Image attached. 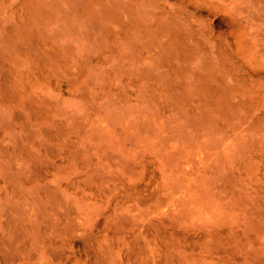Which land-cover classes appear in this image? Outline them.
Wrapping results in <instances>:
<instances>
[{
  "label": "bare ground",
  "instance_id": "6f19581e",
  "mask_svg": "<svg viewBox=\"0 0 264 264\" xmlns=\"http://www.w3.org/2000/svg\"><path fill=\"white\" fill-rule=\"evenodd\" d=\"M1 34L4 37L0 38L3 39L0 42L5 41L8 46H12L13 52L10 54L11 51L6 49L7 53H4L3 49L8 46L1 44L5 48L3 47L0 53V84L4 95L0 93V99L2 97L1 101L5 98L7 101L16 102V104L8 103L15 107L20 103L24 109L29 108V111L32 108L36 109L39 112V114L36 113L37 116H40V113L43 114L45 110L48 113L47 109H51L46 107L44 109L42 104L45 90H58L62 94L78 95L81 99L83 95H85L83 97H89L92 87L94 91L92 93H96L93 85L101 80L99 75L101 77L102 68L106 73L105 76L102 75V79L105 77V80L104 82L101 80L99 84L106 83V78L108 82L114 81L108 85V82L101 84L104 86L100 88L101 93L106 96L108 93L120 94L121 85H127L132 93L140 94L146 90L149 92L147 89L149 86L151 88L155 83L159 84V81H162L169 84L166 85L167 88L164 87L165 90L168 89L164 90V93L174 101L171 103L176 104L175 107H183L192 112L200 110L201 112L197 111L198 114H202V111L210 113L209 115L207 113L206 115H197V113L185 115L183 112L184 115H177V112L175 115L172 112L174 123L176 119L177 123L172 127H164L166 126L164 120L159 117L163 111L158 115L160 108L152 103L158 111H152L155 115L148 113L150 115L142 116L140 113L136 116L133 113L136 116L133 115L134 118L128 115L127 117H130L133 123L127 122L128 119H121V124L124 123L123 120L126 121L122 127L126 123L133 124V126L128 124L130 128L126 126L123 128V130L128 129L127 134L125 133L127 129L124 132L119 126L126 135L122 132L121 134L115 126L118 125L116 123L119 120H116L114 124L109 123L112 121L109 117L111 113L108 115L109 118L107 114L103 115L107 117L104 119L109 121H107V124H110L108 128L112 127V130L115 127L116 133L119 130V136L124 138L120 137L123 141L128 137V143L125 145L136 146L134 143L136 140H138L137 144L149 141L145 144L150 148L146 150L147 152H141L142 154L139 152V155L136 152L138 150H134L138 157H134L135 155L132 157L133 150L131 152L130 146H128L130 151H126L127 147L121 148L127 140L123 142L121 139L118 140L117 136L120 149L116 148L120 152L125 150L126 154L122 151L124 153L121 152L123 155L121 156L120 152L119 155L111 149V155V150L104 148H107L106 152H109L111 157L117 154L123 157V160L126 155V157L131 156L132 159L136 158L132 160L130 157L127 159L129 162L126 161L129 169L125 167L124 170L130 172L127 178H112V172H109L111 175L108 173L111 178L98 177L100 176L99 173L96 175L98 171L94 174L95 177L94 175L88 177L94 166L89 164L90 172L87 171L88 168L85 170L88 178H81V176L70 180L69 177L67 178L69 180L61 183L66 190H72L71 192L94 201L99 206L97 212L84 223V220H80L82 212L76 214L74 222L71 218L72 213L67 209L59 210L52 220L44 219L34 222L35 224L32 221L38 236L40 235V240L35 241L37 232H32L31 224V231L23 234L19 242H16L15 248H12V252L10 251L13 264H108L109 255L114 257L113 262L109 264H177L173 255L174 251L190 254L194 258L196 256L215 258L218 263L226 261L238 264L240 259H245L242 254L244 247L249 245V240L263 242L264 130L261 126L264 127V0H0ZM79 36L86 40L84 45L87 47L84 48L80 46L83 43L78 42L80 43L78 44L74 41L78 40ZM147 64L153 71L158 72L145 74ZM136 65L138 70L134 71L133 68ZM150 65L157 68L154 69V66ZM98 68V71L101 68V72L97 74L98 78L95 80L97 83L94 84L91 77ZM127 69L130 71H126ZM162 73L167 78L161 76ZM128 87H123L122 91ZM158 87L160 89L163 86L156 85V88ZM160 92L162 93V90L157 92L158 96ZM154 93L151 95H155ZM93 95L89 99L93 98ZM46 96L48 97L47 92ZM136 96L139 95L136 94ZM72 97L70 95V98ZM145 100L141 103H146ZM92 101L94 102L93 99ZM103 101V103L106 102V100ZM172 104L170 109L173 107ZM150 105L147 106L150 107ZM22 107L20 109L24 110ZM146 109L149 110L148 107ZM126 112L122 113L130 114ZM147 112L149 111L146 110V114ZM181 112L182 110L179 113ZM120 113L115 114L119 116ZM214 113L216 115H213ZM48 115L47 118L40 116L43 118L40 119L46 121L50 118ZM117 116L115 117L118 119ZM161 116L165 118L163 114ZM168 118L171 121L170 117ZM39 120L38 123L42 122ZM99 123L98 126H100ZM258 128L262 132L256 131ZM98 131L97 136L103 137H96V134L92 135L94 132L91 133V136L100 139L99 144L95 142V146L102 145V138L107 139L104 138L108 134L106 131L104 133L102 129V134L100 127ZM115 132L114 138L109 134L111 141L112 138L114 140L116 138ZM232 136L234 139L242 137L243 142L249 143V147L243 144L247 149L241 155L239 154L235 163L227 160V165H230L229 168L226 167L227 170L225 168L223 170V166L220 167L222 169H219L220 171H225L221 172V177L217 171L219 175H216L217 173L215 175L221 180L217 190L219 193L222 192L224 197L229 195V191H232L230 194L234 195L233 197L238 196L239 193L236 194L238 190H235L237 191L235 194L233 193L235 186L233 183L240 182L236 185L246 191L243 192L248 200L244 198L246 197L244 194L240 195H244V201H250V206L248 205L250 208L247 206L249 213L251 216L254 213L256 219L258 221L260 219V223L257 222V226L245 231L237 230V227L222 229L220 226L221 229H206L196 225L192 227L191 224L189 227L181 223L178 218L173 219L174 217L172 218L168 213L175 211V207L182 202L185 206V203L197 201L198 204L195 203V207L192 206L193 203L190 205L194 211L196 209L198 211L210 197V204L215 201L211 194L208 198L205 197V201H201V206L199 205L200 197H202L200 193L214 192L211 191L210 184L204 186V191L201 190L197 178L205 176L206 173L209 175L208 172L212 170L210 167L214 162L222 165L220 162L223 159L222 162L226 163L224 156L221 160L218 159L224 151L230 149L232 144L235 145L234 139L232 141L230 138ZM228 138L233 143L229 140V143H223ZM90 139L93 138L90 137ZM104 141L103 143H107L109 140ZM113 143L115 142L109 141L107 144L115 146ZM65 145L68 147L67 149L65 147L67 151L71 141ZM81 146L85 149L88 147H83V144ZM76 147L79 150V146ZM242 147H239V150ZM82 148L80 152L85 151ZM78 150L74 152L77 162L82 155L81 153L78 156ZM101 150L103 145L102 148L100 147ZM233 150L232 154H235L237 149ZM71 151L73 152L74 149ZM100 151H98V158L101 157ZM175 153L178 155L174 156ZM69 154L73 155L70 152ZM87 154L91 155L89 152ZM63 155L61 160H64L65 154ZM68 155H66L67 158L70 157ZM110 155L106 156L108 160ZM67 158L65 161L69 160ZM80 159L79 163H82L85 156ZM101 164H103L102 161L97 166L100 167ZM75 165L79 166L77 164L73 166ZM90 165H92L91 168ZM97 166H94L95 169L98 168ZM207 175L205 177H208ZM233 180L234 182L230 183ZM206 181L205 183L211 182L210 179V182ZM215 188L214 186L213 189ZM190 205L187 206L190 208ZM206 205L200 209H205ZM211 207L212 205L210 210ZM179 209L180 207L178 212H181ZM251 209L253 212H250ZM187 210L193 213L192 210ZM197 211L196 215H199ZM208 212H201V216L207 213L208 218L211 215V212L209 215ZM181 213L183 217L187 212ZM185 218L182 219L185 220ZM0 250L3 255L9 253L8 247ZM40 252H44L42 258L37 256ZM261 253L254 257L250 264H264V256ZM35 259L37 260L34 262Z\"/></svg>",
  "mask_w": 264,
  "mask_h": 264
},
{
  "label": "rangeland",
  "instance_id": "374dc122",
  "mask_svg": "<svg viewBox=\"0 0 264 264\" xmlns=\"http://www.w3.org/2000/svg\"><path fill=\"white\" fill-rule=\"evenodd\" d=\"M3 37L4 36H2V34H1L0 38H3ZM79 37H78V40L76 39L74 41H76V43H78V42L83 43V44H80V43H78V44H80V46H82L84 48L87 47L84 45L86 40L84 38L82 39L81 37L80 38ZM0 40L3 41V39H0ZM82 40H84V41H82ZM3 43L6 44L5 41ZM3 43L0 42V46H2L1 44H3ZM6 46H8V45L6 44ZM3 47L4 46H2L0 48V53H2L1 51H3V50H5L4 53L5 52L7 53L6 49H8L11 51L10 54H12V52H13L12 46H8V48L4 47L5 49H3ZM82 47H80V48H82ZM11 48H12V50H11ZM77 48H79V47H77ZM136 66H134V68ZM150 66L153 67L154 65H150ZM145 67H146V70L144 71L145 74H152V73L158 72L155 70L153 71L152 68H149L148 64ZM134 68H133L134 71H136V69L138 70V66L135 69ZM153 68L156 69L157 67L154 66ZM148 69L149 70L151 69V70L147 71ZM98 70H99V68L97 69L96 72L94 71V73H96V75H94V73H93V75L91 77V80L93 79L94 84H96L97 82H98L97 84H99V82L101 80H103L102 82H104V80H105V77H104V79H102V77H103L102 75L104 74V76H105V74H106L105 70L103 68H102V72H101V68H100V71H98ZM126 71H130V70L127 69ZM99 72L102 73L101 77L99 75V78L101 80L96 82L95 80H96V78H98L97 74ZM161 76H164L165 78H167V76L165 74H163ZM94 77H95V79H94ZM164 77H162V78L164 79ZM105 82L106 83L108 82L107 78H106ZM111 82L113 83L114 81H109L107 83V85ZM93 83H92V85H93ZM106 83H104V84H106ZM101 84H103V83H100L97 86L93 85L95 87L94 90H96V93H92V92H94V91H92L93 87H92V89H90L91 90L89 92L90 95H89V93H87L89 95V97L93 94H95V95L99 94V95H97V97L95 95H93V98L89 99V97L88 98L83 97V96H85V95H83L82 96V99L84 98L83 100L78 95L75 96V95L70 94V93H63L62 94L58 90H50V89L45 90L47 92V95H48V97H47L46 92L43 91L44 92L43 96H45L44 99L47 97L46 100H44L42 98L43 99L42 104H44V109H45V107L49 108V109L51 108L50 109L51 112L55 113V114L54 113L52 114L50 112V110H48V109H47L48 113L46 112V110L43 112V114L40 113V116H42V117L46 116V118H47V115L49 114L48 117H50V118L47 119L48 121L47 120L42 121L43 118L40 117L39 115L38 116L36 115V113L39 114V112H37L36 109L32 108V110L34 111L35 114L33 113L32 110L29 111L28 110L29 108H26L28 111H25L26 109H24V107H22L20 103L18 104V106L16 105L17 107H15L13 104L10 105L8 103H15L16 104V102L7 101L5 98L3 99L4 101H1V99H2V97H1V99H0V249H3V247L7 249V247H8V252H9L8 254L10 256L6 253H4V255H3L0 252V264H13L10 251L12 252V248H15L16 242H19V240L21 239L23 234H26L27 232L31 231L30 225L32 223H34V222L37 223V222H40L44 219L52 220L53 219L52 217L54 216V214L57 213L59 210H62V209H67L68 211H70L72 213L71 218H73V220L76 217V214H79V212H82L83 214H82L80 220H84L83 223L86 220H88L90 217H92L97 212L99 206L96 205V203L94 201H92L91 199L85 198L80 194H75V193L71 192L72 190H66L63 185L61 186V183H64L69 179L70 180L77 179L81 176H82L81 178L93 177V175L96 173V171H98L96 173V175H98V173L100 175L98 177L104 176V178L106 176L108 178H111V177L112 178L113 177L114 178H117V177L127 178L129 176L130 172H128V170H124V168L127 167L129 169V167H128L129 164L127 163L129 161H127V159H129L131 156L128 155V157H126L127 156L126 155V156H124L125 160H123V157L121 158V156H123L122 153H124L122 151H125V150H122L121 151L122 153L120 151H118V148L120 149V147H119L120 141L117 142V136H118V140H120L122 138L121 136H119L120 135L118 133L119 130H120V133L121 132L123 133V131L125 132L127 129L126 128L123 130V128L125 126L126 127H129L130 125L133 126V124H131V123H126V125H124V127H122V124H124L126 122L125 121L126 119H128L127 122H132L131 118L127 117L128 115H130L131 117L134 114L136 116H138L137 114L140 115V113L142 116H144V114L145 115H150V114L153 115L152 113H154V115H155V112H152V111H155V110L157 111V108H160V109H158V111L160 110V112H158V111L157 112H158V115H160L161 112L163 111L162 114L164 115L165 118L163 119V116H161L162 114L159 117H161L162 120H164L163 122L166 125L164 127H170V126L172 127L173 125H175L177 123L176 118H175L176 123H174L175 122L174 114L176 115L177 112H178L177 115H184V114H182L183 112L185 113V115H196V113H197V115H203V114L206 115V113H207V115L210 114L208 112L203 113V111H202V114H198L197 111H200V110H197V111L195 110L192 112V111L187 110L186 108H183V107H180V108H178L179 106L175 107L174 105H176V104H172V103H174V101H172L168 97V95H166V93H164L166 90H168V89L165 90V88H167V86L169 84L162 83V81H159V84L155 83L153 85L154 87L151 86V88H150V86H149L147 88V89H149V92H148V90L145 89L146 91L142 92L143 94L142 93L139 94V92H135V93L130 92L129 91L130 88L127 85H125L126 87H128V88H126L127 91L125 89H124L125 91H122L123 87L125 88V86L121 85L122 87L121 86L119 87V88H121L119 91L120 94L119 93H116V94L115 93H108L107 94L108 96H106V94L101 93L100 88L104 85V84L103 85H101ZM107 85H105V86H107ZM156 85L157 86H163V87H160V89H159V87L156 88ZM153 89L154 90L156 89V90L154 91ZM157 89H159L160 91L162 90V93L160 92V94H159L160 97L158 96L157 92H159V90L157 91ZM0 91H1L0 92L1 95H3L2 89H1V84H0ZM88 91H86V92H88ZM151 91H154V92L157 91L156 92L157 94L154 92L153 93L155 95H157L158 98H156L157 96H155V95H151V94H153ZM48 92H49V94H48ZM136 94L139 96H141V95L142 96L139 97V96H136ZM163 94H165V96ZM70 95H71V97L72 96L73 97L70 98ZM154 96H155V98H154ZM116 97L117 98L119 97L120 100H119V98L117 99ZM137 97H139V98H137ZM145 97L148 98V99L146 98V100H148V101H146L144 99L146 103H144V102L141 103L142 101H144L143 98H145ZM104 98H106V99H104ZM107 98H109L108 99L109 101L107 100ZM113 98L115 100V103H114ZM121 98H123V99H121ZM126 98H128V99H126ZM163 98H166V99H163ZM92 99L94 100V102L92 101ZM154 99H156L157 102ZM167 99L168 100L170 99V101H166ZM47 100H49L51 103ZM103 100H106V102L103 103L104 102ZM149 100H150L152 106L154 103H155L154 106L157 105L156 109L154 106L152 107L150 105ZM46 101H47V103H46ZM87 101H90V102H87ZM98 101H102V102H98ZM119 101H123V102H119ZM171 101H172V103H171ZM107 102H110V103H107ZM147 102H149V104ZM159 102L161 105L159 104ZM169 102L173 105L172 109H170L171 104H169ZM166 103H168V104H166ZM46 104L51 105V107H47L48 105L45 106ZM147 105H150V107ZM19 106H21L24 110L20 109L21 107H19ZM147 107L149 108V110L146 109ZM150 108H152V110H150ZM146 110L149 111V112H147V114H146ZM181 110H182V112L179 113ZM123 111L124 112L127 111L126 113H130V114L126 115L125 113H122ZM119 112H121V113L119 116H117L119 114ZM56 113H58V114L56 115ZM112 113H114V114L112 115ZM115 113H117V115ZM148 113H150V114H148ZM50 114H52V115H50ZM105 114H107L106 115L107 117L110 114L109 117L112 121L109 122L108 120H105L104 118H107L106 116H103ZM124 114H125V116H121ZM213 115H216V114L214 113ZM115 116H117L118 119ZM134 116H133V118H134ZM34 117L36 119V122L40 118H42L39 120L42 122L36 123ZM37 117H39V119ZM168 117H170L171 121H169ZM46 118H44V119H46ZM156 118H158V117H156ZM121 119H125V120H123L124 123H122V124H121V122H122ZM116 120L117 121L119 120L118 123H116ZM107 121L110 124H111V122H113V124L114 123L118 124V125H115L119 129L117 131V133L115 132V127H113L114 131H112L113 129L111 130L112 127L108 128L110 124H107ZM119 122H120V124H119ZM98 123L100 126H98ZM128 124H130V125H128ZM119 126L122 127L123 131L120 129L121 127L119 128ZM99 127H100L101 131H102V129L104 131L107 128L105 131L108 134L106 133L107 135L104 137L107 139H104V140H107V141L109 140L110 143L112 141L115 142V143H113V144H115V146L114 145L108 146L107 143H109V141L108 142L104 141L103 138H102V145H103V150L104 149L105 150L100 151V147L102 148V145L96 144L97 146H99V148L97 146H95V142L99 144L100 139L94 138L93 136H91V133L94 132V134H92V135H95L97 133V131L99 130ZM259 128L256 131H258ZM261 129L264 130L263 125L261 126ZM262 130H259V132H262ZM101 131H100V133H101ZM103 131H102V134H103ZM105 131H104V133H105ZM114 132L116 133L115 140L113 139L114 138V135H113ZM98 133H99V131H98ZM125 133L126 134L128 133V129ZM97 134H96V137H103V136H97ZM109 134L113 135L112 141H111V136H109ZM126 134L123 133V135H126ZM88 135L93 138V139H90V140H92V142L89 140L90 137ZM71 136H72V140H70ZM108 137H110V138H108ZM124 137H126V136H124ZM233 137L234 136L230 137L232 141L234 139ZM127 138L124 141L122 140L124 138H122L121 141L125 142L127 140ZM230 138H228L225 142H223V141L222 142L223 143H226V142L229 143V141H230V143H231L232 141L230 140ZM94 139H96V140H94ZM243 140L244 139L242 137H240V138L236 137L233 141V142H235V145L232 144L228 151H224V153L219 156L218 160H221V158H223V156H224L225 162H226L225 164H224V162H222L223 159L220 162L222 165H218L216 162H214L215 165L212 164L213 168H212V166L210 167L212 170L210 169L211 170L210 172L207 171L209 173V175H207V173L204 174L205 176L207 175L208 177H205L202 175L201 177L197 178L199 188L201 190L204 191V188H205L204 186H207L210 184L211 191L214 192V193H210L209 191H207V193H208L207 194L204 191L203 193H200L202 195V197H200V202L198 200L199 205H200L202 203L201 202L202 200L203 201L206 200L205 197L208 198L209 195H211V194L213 195V197H212L213 201L215 200L213 203L210 204V202H211L210 201L211 197H210V199H208L210 202L207 201V203H206L207 205L202 204V206L206 205L205 209H200L202 207L201 205H200L201 207L199 208V210L203 213L206 211L211 212V215H209L210 213L208 212V215H209L208 218H207V213L205 215H203V216H205V218H204L203 216H201L202 213L198 212L199 210L197 211V209L195 208L196 210L194 211V209L191 208V205H190L193 202L192 203L189 202V204L185 203V206H184L183 202L180 203L178 206L175 207V209H174L175 211H170L172 213H168V215L171 214L172 218L174 217L173 219H175V217H176V218H178V220H180L181 223H183L185 226H189V227H191L190 224L192 225V227L194 225V227L198 226V227H203L206 229H211V228H215V229L220 228L221 229V227H222V229L223 228L226 229L228 227L236 229L235 227H237V230L247 231V230H250L251 227L254 228L255 226H257L258 223H260V219L258 221V219H256L254 213L252 214L253 216H251V213H249L250 201L249 202L246 201V200H248V197L244 194V192H246V191L242 190L243 188L240 189V186L238 187L240 182L235 183L234 180L230 181V183L234 182L233 184H235V186L237 188H239V189H237L235 186H234V188L232 187L234 189V191L238 190V192L233 191V193L234 194L236 192H237L236 194L239 193L238 196L240 194H244L246 196L244 198L245 199L247 198L245 201L243 198L244 195H242V196L240 195L241 198H240V196L238 197L237 195H235L236 198L233 197L234 195L232 196L230 194V192H232V191H229V190H233V189L228 190L229 191L228 194L231 195V197L228 194H226L228 196L225 195L226 197H224V194H222V192L219 193L217 190L218 189L217 187L219 186V183L221 180L216 175L220 174L219 177H221V172H225V171H220V170H222L220 167L223 166L222 167L223 170H224V168H225V170H227V168L230 167V165H227V163H228L227 160L234 162L236 160V158L238 159V157L241 155V153L249 147V145H248L249 143L248 142L245 143V142H243ZM70 141H71L70 147L74 146L73 147L74 151L72 152L71 150H73V149L72 148L70 149V147L67 151H69L73 155H70L69 152H68L69 155L66 153L67 152L66 149L68 147H66L65 143H68ZM72 141H73V144H72ZM103 141L107 142V143H103ZM215 141H217V139ZM116 142L118 144H116ZM137 142H138V140H136L134 142L136 144V146H133L130 144L125 145L126 143H128V140H127L125 143H123L124 147L122 146L121 148L124 149L127 147L126 148V151H127L131 147V149H130L131 152H132V150H133V152H134V150L135 151L138 150V151H136L138 155H139V152H140V154H142L141 152H143V153L147 152L146 150H148L150 148V146L145 144V143H149V141H146V142L142 141V142H139L138 144H137ZM236 143H237V147H236ZM82 144L84 145L83 147H85V146H88V147H86V149L82 148V146H81ZM100 144H101V142H100ZM105 144H107V145H105ZM243 144L247 145V148ZM67 145L69 146V144H67ZM241 145L244 147H242ZM62 146H64V148H61ZM76 146H79V150ZM128 146H130V147H128ZM65 147H66V149H65ZM104 147H107L109 150H111V149L113 151L115 150L114 152L115 153L117 152L118 154L120 152L121 156H119L120 154L117 155L114 153L115 155H113V156H116V157L115 158L113 156L111 157L112 150H111V155H110V154H108L109 152L108 153L106 152L107 148H104ZM113 147H115V148L118 147V148H116L117 151ZM139 147H141V149H139ZM239 147H242V148L239 150ZM75 148L79 151V153L77 152L78 156H80L79 154L82 153L80 158H84V156H85V159L88 158V159H86V161H85V159H84V161L82 160L83 164L81 162L79 163V161L81 160L79 157H78L79 158L78 162L76 161L77 158L74 157V152L76 153L77 150L75 151ZM80 148H82L83 150L85 149V151L88 149V151H86V153H85V151L80 152V150H81ZM232 148L239 150V151L236 150V152H235L236 156H235V154H232V152H234V150ZM96 149H97V151H96ZM230 150H233V151H230ZM60 151H61V153H60ZM95 151H96V153H95ZM98 151H100L102 153V154L99 153V156H101L99 158L97 156ZM126 151H125V154H126ZM87 152H89L91 155L89 154L90 156H88ZM131 152H130V154H131ZM133 152L131 154L132 157L136 154V152H134V154H133ZM225 153H227L228 155ZM63 154H65V157L63 158L64 160H61L62 157L64 156ZM77 154L75 155L76 157H77ZM127 154H129V152H127ZM66 155H68L70 157L67 158ZM107 155H110V158H109L110 160H108V158H106ZM177 155H178V153L174 156H177ZM94 157H96V158H94ZM132 157H131V159H132ZM134 157L137 158L138 156L135 155ZM65 158H67L69 160H66L67 161L66 162ZM231 158H234V159L230 160ZM92 159H93V161H92ZM99 159H101V160H99ZM88 160H90V161H88ZM72 161H74L75 163ZM94 161H96V163L98 162L97 164H100L101 161L103 164L105 162V165L101 164L104 167L103 166L101 167V165H100V167H98L96 163H91ZM109 162H112V163H109ZM124 162H126V163H124ZM73 163L77 164L79 166H76V165L73 166L74 165ZM218 163H219V161H218ZM89 164H92V165L94 164V166L95 167L97 166L99 169L96 168L97 169L96 170L95 167L93 166L91 169V173H89V176H88L87 171L89 170ZM92 165H90V168ZM121 166H123V167L121 168ZM86 168H88L87 171H85ZM100 168H103V170H100ZM215 168H217V169H215ZM92 170H94L93 173H92ZM83 171L85 174L83 173ZM99 171H103V172H99ZM104 171H106V172H104ZM217 171L219 172V174L217 173ZM88 172H90V171H88ZM109 172L110 173L112 172L111 173L112 175ZM108 173L111 175V177H109L110 175ZM210 173H212L213 175ZM40 175H41V177H39ZM83 175H84V177H83ZM96 175H94V177ZM210 175H212V177H210ZM215 176L217 177L216 182L214 181ZM40 178H42V179H40ZM67 178H69V179H67ZM209 179L211 180V182L212 181L213 182L211 183L209 181ZM37 180H39V181H37ZM41 180L43 183L40 182ZM202 180H204V181H202ZM206 180H208V181H206ZM199 181H200V183L201 182L205 183V181L210 182V183H205V184L202 183L200 185ZM47 182H49V183L46 184ZM58 183H59V185H58ZM233 184H231V185L233 186ZM236 184H238V185H236ZM212 185H213V187H212ZM214 186L216 187L215 189H213ZM230 188H231V186H230ZM215 190H217V191H215ZM240 191H241V193H240ZM218 194H220L222 197L219 196ZM239 198H240V200L241 199L242 200L240 201ZM236 200H239V202H236ZM195 203H197V201ZM195 203H193V205H192L193 207L196 206V205H194ZM208 204H210V205L207 209ZM187 205H190V208ZM211 205H212V207L210 210ZM179 207L181 209V210L179 209L181 212H183V213L187 212V213H184L186 215L183 216V217H186L187 219L186 218H185V220L182 219L183 218L182 213L178 212ZM187 209L192 210L193 213L188 211ZM176 210H177L178 214H177ZM196 211L201 216V219H200L199 215H196ZM251 211L253 212L252 209L250 210V212ZM174 212H176V215L178 217L176 215H174ZM194 212H195V214H194ZM191 214H194V215H191ZM171 216H169V217L171 218ZM194 217L197 219H195ZM74 222H75V220H74ZM14 227H15V229H14ZM16 227H17V229H16ZM32 227H33L32 232H34V233L37 232V237H35L36 238L35 241L39 242L40 235L38 236V231L36 229V226L32 224ZM216 227H218V228H216ZM262 237L264 238V236H262ZM248 242H250V243H249V245L247 244L246 247H244L245 249L243 250V254H242L245 259H240L238 264H250V263H252V260L254 259V257H256L261 252H262L261 255L264 256V240H263V242H257V240H255V241L249 240ZM9 245L11 246L10 249H9V247H10ZM173 255L175 257V261L177 262V264H232V263H229L226 261H224V262L221 261L218 263V261L215 258L209 259V258H202L199 256H196L194 258L190 254L179 253L177 251H174ZM37 256L42 258L44 256V252H40ZM36 260L37 259H35L34 262ZM113 260H114V257L112 255H109L108 264L112 263Z\"/></svg>",
  "mask_w": 264,
  "mask_h": 264
}]
</instances>
